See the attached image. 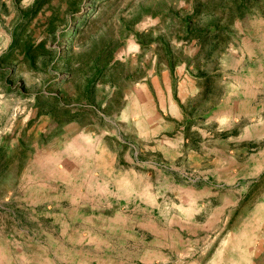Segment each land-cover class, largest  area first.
Listing matches in <instances>:
<instances>
[{
    "label": "rangeland",
    "instance_id": "1",
    "mask_svg": "<svg viewBox=\"0 0 264 264\" xmlns=\"http://www.w3.org/2000/svg\"><path fill=\"white\" fill-rule=\"evenodd\" d=\"M0 264H264V0H0Z\"/></svg>",
    "mask_w": 264,
    "mask_h": 264
},
{
    "label": "crops",
    "instance_id": "2",
    "mask_svg": "<svg viewBox=\"0 0 264 264\" xmlns=\"http://www.w3.org/2000/svg\"><path fill=\"white\" fill-rule=\"evenodd\" d=\"M165 108L166 111L169 113V116H176L178 114L175 105L173 104V102H169V100L165 101Z\"/></svg>",
    "mask_w": 264,
    "mask_h": 264
}]
</instances>
